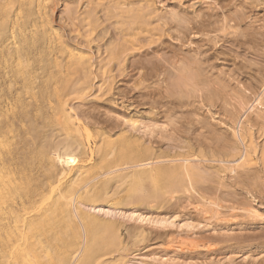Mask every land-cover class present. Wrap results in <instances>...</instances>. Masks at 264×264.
<instances>
[{
    "label": "rangeland",
    "instance_id": "obj_1",
    "mask_svg": "<svg viewBox=\"0 0 264 264\" xmlns=\"http://www.w3.org/2000/svg\"><path fill=\"white\" fill-rule=\"evenodd\" d=\"M30 1L29 0H20V1L19 0H0V64H1L0 65V140H1L0 142H2V144L4 143L2 146H0V153H1L0 154V159H1L0 164L2 166L0 168L2 170H4L6 168L4 170V172H6L8 174V171H9L10 175L13 174L11 176V180H9L10 175H7L8 176L7 180H9L11 182L7 183L8 185L7 184L5 185L8 187V190L6 188H5V190L11 191L15 187L17 189H19V190H17L16 188L13 189L12 191L14 193L11 191V193L8 192V195L6 192H4L5 190H2L6 194V196H5V194H2V192L0 194H1V196L2 195L5 196V198H3V199H4V201H6L7 204L4 203L1 206L4 207L5 205L6 206L7 205H9V206L13 205L14 206V207L12 206L13 208L19 209L18 211L20 213H18V215H20L21 220L23 217L24 221L29 222L31 219L39 218L40 216L44 217L43 218L44 221L42 220V222H44L42 227H44V228L42 229V227L40 226V225H42V223L40 222L41 224L36 226L35 232H34L35 237H36V238L34 237V239L38 238L36 235L38 232H41V231H42L41 233L44 232L42 235L45 234V236L41 237V239H42V241H44V243L42 241H40L41 240L40 239L41 234H39V233H38L39 234L38 235L39 236V240H38L39 242L35 240L36 241V247H37V248L35 247V249L34 248L30 249L28 247V243H26V241H24V240L21 241V245H20V247H21L20 249H22V251H20V254H22L21 257L22 258L27 257V256H29V254H31L32 257L35 258V260L37 259V260L41 261V259H42V261L45 262L44 261L45 258L52 256L54 259L51 260V264L52 263L54 264L53 260H55V257L58 256L57 257L58 260L56 259L58 262L57 264H63V262L66 261V258H65L66 253H64V252H66L70 249L69 253H68L69 256H71V254L73 252L78 251L77 252L78 256H76V263L75 264H82V263L83 264H96L98 262L100 264V261L102 262V264L104 261H105L104 264L105 263L107 264V262L109 264L110 261H114V263L112 262L113 264H116L115 262H117L119 264L120 262H118V260H117L118 258L116 259V257H119L118 255L125 256L123 258H125L126 261L128 263L130 262L131 264H136V263L137 264H145V263L146 264H264V236H263L264 233L262 234V232H264V157L263 158L261 157L262 159H259L260 156H264V154L263 155H261L260 153H259L260 155L258 154V152H260V151L263 152V150H264V148H263L264 147V134H263L264 130L263 131L260 130L262 132L263 136H261V133H260V135L257 133V135L255 134V136L253 134V138L255 139L254 140L252 138L255 141V142L254 141L253 142L256 145L258 144L257 145L258 151L256 152L257 154L255 156H259V157L256 158L253 155L252 158L253 157H254L253 159L256 158L255 161L253 160L254 161L253 162L251 159V161L247 162V164L249 163L248 164L249 168L246 167L247 170L251 169L252 171L255 168H256L255 171L258 169L257 173L260 176L258 175V177H257V175H256L257 173L253 174V177L251 174H249L252 177V180L253 179L255 180L256 177L258 178V180H255L254 182L251 181L250 176L247 177L248 173H244L245 172V170H243L244 168H242V172H243L242 175H245V177H247V178L246 179L243 178V179H245V182L242 179H240V181L242 180L241 183L236 182L235 181L236 179L234 178L235 176L231 177L233 174L232 173L230 174L229 171H228L229 173L227 171H226V173L224 172V174L222 173L221 174L222 179H221L219 174H216V171L214 172L215 173L214 174L211 172L212 170L210 169L208 171H210L212 173V176H214V177L218 176L220 178L218 179V177H217L215 179L213 177V179L211 181H210V179L206 180L207 184H205L203 182L205 180H202L200 182L201 184L200 183L197 184V186L199 185L201 187V188L198 187V189L199 188L201 189V190L199 189V191H200L201 195L203 196V198L200 197L201 195L197 196L199 194H197V195L195 194L193 196V193H192V195H191V193H189L187 195V193L181 189H180L181 191H179V189H178V192H176L177 189L174 188V183H172V181L167 179L166 181L167 182L169 181V183H167V182H165V184L163 183V180L165 181L166 177H164V179L162 178L163 180L160 179L163 184L160 183V180L158 181V178L157 179L155 178L156 181H155V179H150L148 181V183L146 184L152 192H153V190H156L157 187L158 188L160 187L158 190L159 192L157 191L158 194L156 196L155 195L154 196L148 195V194H146L145 196H139V195L133 196L132 192L128 190L129 188L126 189V187L129 185V183L127 185L123 184L122 182H119V185L115 184L118 182H116L117 181L115 178L116 176H114V175H118V174L112 172V170H113L112 166H114V165L116 166L117 164L120 163L121 167H123L122 165L126 164L124 162L123 158L125 157V161L129 160L130 157L132 156V154H131L132 150L126 148L124 150V152L122 153L124 155L123 156L121 155L123 162H120L121 156L119 157L120 154L117 153L118 152V146L117 145H118V142H121L122 140H124V138H123L124 136L123 137L121 136V138H120V135L116 134V132H118V130H116V129L110 130L112 125H113L112 124L113 120H114L113 123H116L118 119L120 120L121 118H123L125 120V119L130 118V116H129L130 110H127V109L124 110L123 105L125 103H123L122 99H119L120 97H119L118 93H116V92H118V88H119V90L124 89L125 87H126L125 88L126 90H127V88L130 89L131 88V82H129V83L127 81L118 82L120 84H124L123 85L124 87L122 85L116 83V82L113 84H106V85H105V83L102 84L103 81L101 80V75L103 73H100V72H103V71L98 70V68H96V65H94V68H93L95 73L93 72L92 74H90V76L92 78H94V82H93V80H91V81L87 80L85 78L84 73H82V72L78 73V74H73L71 71L72 69L70 67L71 56H69V55H71V54L69 53L70 51H68V50H72L74 52L73 56H75V57H73L74 58L73 60H77L78 62H81V63H87L93 59L92 61L93 62L95 61L94 64H97L98 63L97 61L99 59L102 60L103 57L105 58L109 55L110 51L108 50L107 47H110V48L113 47L112 49H114V47L116 46L115 44H118L117 42L119 40L117 39L118 36H117L116 32L114 31L115 30V28L113 26L114 23L111 24V23H109V21H106L105 15H104L105 13L102 11L100 12V10H99L98 17L100 18V20L98 23H101V24L93 26V28L95 29V30L93 29V31L90 29L92 27L89 28L90 31H87L88 29H85V28H87L88 26H86V27L83 26L84 22H86L87 20L90 19L89 16H87V14L86 15L84 14V12H86L88 10L90 11V8H92V5H97V2L98 1L100 2V0H30ZM90 1H92L93 4L92 3L90 4ZM101 1H103V0H101ZM104 1H107V0H104ZM159 1L162 2L163 4L166 3L164 5H166V6L169 5L168 7H170V6L172 7L169 0H167L168 2H164L165 0H159ZM196 1H193L192 3L196 2ZM214 1L215 0H213V2ZM82 2H84V3H82ZM5 3L9 4V5L6 6ZM36 3H38V4H36ZM104 4H106V3L104 2ZM69 5L72 6V8H70ZM74 6L77 9H73ZM168 7H166V8H168ZM93 8H94V6H93ZM71 9L73 11L72 13L70 12ZM6 10H8V11H6ZM75 10L78 12V14H77V12L75 13ZM81 10H82V12H80ZM258 11H257V13L259 15L256 13L254 15V17L255 16L261 17L260 22L263 24L264 23V15H263L264 14V8H261V9L258 8ZM6 12H7V14H6ZM90 12L92 13V10ZM68 13H70L72 16L77 15V17L74 16V19L76 18L77 21L76 20L74 21L72 17H70V19H69L70 15H68ZM80 15L83 16V18H81V21H80V17H81ZM102 15H103V17H102ZM71 18H72V21L74 24L70 23ZM84 18L85 19L87 18L86 21L84 20ZM82 19H83V22H82ZM113 21H116V20L113 19ZM15 22L17 24H15ZM76 25L80 26V30L82 29L81 31L78 29L80 32L76 30L77 28H79L78 26L76 27ZM85 25H86V23H85ZM87 25H89V24L87 23ZM114 25H116V24H114ZM82 26L84 27V29ZM104 27L105 28L107 27L109 32L104 30ZM72 29H75L79 35H77L75 33L76 31H74ZM72 31H74V32H72ZM91 31L93 34L91 33ZM12 32H14V34L17 36L16 40L20 43L21 49L17 46V45H19L17 42H16L17 44L15 43L16 47L12 46L15 44L8 43L9 39H10L9 36L13 34ZM83 32H85V33H83ZM87 33L92 34L90 38H89ZM33 34L34 35L36 34V35L33 36ZM80 34L82 37H79ZM83 34L86 37H83ZM22 35H23V37H22ZM263 35H264V33H263ZM259 36L264 39V37L261 36L260 34H259ZM83 39H84V41H83ZM90 39L91 40L93 39L97 43L92 42L93 40L90 41ZM75 40L76 41L79 40L82 43H80L79 41L75 42ZM111 42H113L114 46L111 44ZM65 43H68V45ZM62 44H63L64 48L62 47ZM94 44H97V45H94ZM33 45H35V46H33ZM67 46H68V48H66ZM69 47H70V49H69ZM17 48H18V50H17ZM60 48H62L63 50L62 49L60 50ZM65 48L67 50H64ZM15 50H16L17 54H16ZM66 51H68V52H66ZM102 54H103V56H102ZM7 55H8V57H7ZM65 55H66V58H65ZM83 55H85V56L83 57ZM242 55H244V54H242ZM8 59H10V60H8ZM8 61H10V62H8ZM20 61H23V62H20ZM19 62L21 63V65L22 64L23 65L21 66L19 64ZM29 62L31 65H29ZM27 63H28V66H27ZM244 63H247L246 60ZM19 65L21 68L19 67ZM227 65L229 66V62L227 64H224V65L221 64V66H218L220 69L217 68L216 71L219 70L217 72H220L225 67H228ZM111 66L110 67L113 68L114 70L116 69L115 71L110 69V71L111 70L113 71V72L111 71L112 75H117L118 74V67H117L118 62L113 61L111 63ZM97 67H98V65H97ZM221 67H222V69H221ZM17 68H18V70H17ZM22 68H23V70H21ZM229 68H230V66H229ZM97 70H98V72H97ZM225 70H226V68H225ZM106 71H109V69ZM229 72H230V70H229ZM69 74L71 77L69 76ZM94 74H96V75H94ZM95 76H97L96 78L99 81L96 80ZM40 77H42V78L40 79ZM80 78H81V80H80ZM76 81H78V82H76ZM84 81H85V83H84ZM243 81H245V80H243ZM247 81L248 80H246L245 82H242V83L247 84L248 83ZM98 82H100L101 84ZM234 82L237 83L236 80L233 81V84H235ZM91 84H93V87ZM26 85H28L29 87ZM96 85H98V86H96ZM107 85H109L108 87L113 85V87H110L111 88L110 91H109V88L106 87ZM100 86H101V88H100ZM27 88H28V90H27ZM54 88H55L56 92L54 91ZM101 89H103V90L106 89L105 91H107V93H109V94H107V93H105L106 95L103 94V90L101 91ZM116 89H117V91H116ZM30 91H32V92H30ZM111 91H113V92H111ZM32 93H34V94H32ZM101 93L103 94V97H102ZM198 94L199 93H197V95ZM32 95L35 96V98ZM99 96H100V98H99ZM191 96H192V98L190 97V99H189L190 102L187 101L188 105L185 104L187 102H184V104L188 106V107L186 106V108L188 110L190 107H194L193 105L197 104L196 102L198 101L197 100L198 98L200 99V97L197 98V96H195L194 97L195 99H194L193 98L194 94ZM226 96H228V94L227 95L224 94V96H223L224 98L222 97L223 99L221 97L220 98L225 102L229 101L231 103V105H230L231 110H230V107H229V110H227V108H226L227 105H229L230 103L227 104L225 102H222L221 100H219V97H216L218 99V101L215 99L217 101V103L215 105V102H213L214 107H218V105H220L222 103L223 106L220 107V108H222L221 110H220V108L215 110V108L212 107V105H211V107L206 105L208 107V109H209V107L211 109V110H208L206 108V106L204 105L205 103L203 104L199 100V102L202 103L205 107H203V105H199L200 104L199 102L197 104L199 107H196L197 105L195 107H196V109H199V110L202 109L203 111L200 110V112H198L199 111L198 110L196 112L195 108H193V110L191 108L189 110V113L187 112L188 115L190 114L189 116H191L190 117L191 120H192V118H195L194 120H192V122L193 121L196 122V120L200 122L201 121L200 119H202L203 122H206V124H204V125H206V126H204L205 128H203V125H201L203 122L201 124L199 122H196V124H195V122H194L193 125L196 126L197 123H199L200 125L198 124L197 125L198 127L197 126L195 127V131L193 133L191 132L192 135L190 132L187 133L184 129H182L183 127L181 128V130H184L185 132L184 131L181 132V130L178 129L177 127H176L177 128L176 129L173 126V124H172L173 127H171L170 122H167L166 119L164 118L165 113H164V117L161 116L162 118L159 117L160 120L158 119L156 121H158V122L160 121L159 123L162 122L161 127H163L162 124H165L167 122L168 124H170V125H168L166 123L167 126L171 127L173 130L175 128V130H174L175 134H174V136H171V138L172 137L175 138V136H177L179 138V136L182 137V136H184L185 133H187V135L190 134V136L188 135V136H186V138L182 137L183 140L189 139V138L195 139V137L200 136L198 134V133H200V130L203 131L204 135L207 134V136H209L207 138H209V139L216 137V135L221 136V134H218V132H217V134H214L213 135L214 137H213L212 134H210L211 132L208 131V129L209 130H211L212 128L224 129V131H223L224 133L226 131H227L226 133L230 132V131H228V128H226L227 129L226 130L225 127H228L227 124H231L232 120L231 121H229V120H230V118L233 117L232 109H234L233 106H235V105H232V102L230 100L231 99L235 100V99L233 97H231L232 95L230 96V94L228 97H226ZM225 97L227 98V101L225 100ZM195 100H197V101H195ZM18 101H20V102H18ZM193 101H195L194 102L195 104H189ZM126 103L128 104V102H126ZM233 103L238 106L237 102L235 103V101H234ZM61 104L63 106H65L66 109H68L69 111H70V109L73 110L72 113L73 114L75 113V120L78 121V123H76V124L79 126H77L76 124L75 125L77 126V128L79 127L80 129L79 128L75 129L76 127L73 124L66 125V124H64L65 122L63 123L62 120L59 119L61 117H59L60 113H58V110H59V107L61 106ZM225 104H226V106H225ZM185 105H183V108H185ZM224 106H225V111H227V112H229V114H231V115H227L228 113H226V115L228 117L229 116H232V117L228 118L224 114V112H225V111H223ZM146 107H149V105ZM165 108L166 107H164V109ZM183 108L177 109L178 112L176 114L180 115L179 117H181V111H184V110L188 111V110H186V108L185 109H183ZM203 108H205V109H203ZM237 108H235L234 110L236 111ZM145 109L149 110V108H142L141 113H145L146 111H148ZM160 110H159V112H160ZM179 110H181V111L179 112ZM191 110L193 113L195 112L196 115H198V116H195V115L193 116ZM237 110H240V109H237ZM74 111H76V112H74ZM207 111L212 112V113L209 112V114H211V116L212 115L214 116L216 114H218V116H220V114H222L221 112L223 111L222 116H220L223 119L219 118L218 116H215L217 118V120L212 119L213 116L212 117L209 116V117H211V119H209L208 116L206 117V115H208ZM213 111L214 112L218 111L219 113L215 114ZM240 111L241 112L238 111L236 114L242 113V110H240ZM247 111H243L241 116L239 115V119L241 118L243 120L246 116H247L246 119H250L251 117H253V115L251 116V114H253V113H251V109L249 112H247ZM148 112H151V108ZM230 112H232V113H230ZM203 113L205 114V116ZM77 114H81V115L79 116ZM117 114H119L118 119L116 118ZM182 114L185 115L186 112L185 113L182 112ZM187 114H186L187 118L186 117L184 119L181 118V120H183V121L185 120L184 123H186V119L189 118V116H187ZM243 114H244V116H242ZM245 114H247V115L245 116ZM223 115H224V117H223ZM101 116H102V118H101ZM175 116H173V117H175ZM237 116L238 115L234 116L235 117L234 119H236V118L238 119ZM202 117H204L210 121H208V120L204 121L203 120L204 118H202ZM215 117H213V118H215ZM226 117H227V119H226ZM111 118H113V120ZM190 118L188 120H190ZM253 118H255V117H253ZM108 119H110L111 121ZM220 119L221 120H227L228 123H227V121L226 122L223 121L224 123H222ZM101 120H102V122H100ZM107 120L111 122V125H110V122H108ZM218 120L222 124L217 122ZM81 121H82V123H81ZM97 121L100 122V124ZM158 122H157V124H158ZM211 122H213V123L211 124ZM105 123L109 124V126L107 125L106 127H104L106 125ZM216 123L221 124L222 128H219L220 126ZM86 124H88V125H86ZM92 124H94V125H92ZM157 124H155V125H157ZM178 124H180V123H178ZM207 124H209L210 126L209 125L207 126ZM223 124H225V125H223ZM83 125H85L87 127V129H88L87 132L84 130V128H82ZM184 126H185V124H184ZM169 127H166V130L164 129L165 131L168 132V133L165 132V134L169 135V134H172V132L174 133V131H172V129H169ZM81 128L83 131L81 130ZM107 128L109 131L107 130ZM167 128L169 131L171 130L172 132L169 133ZM205 129H206V132H205ZM103 130L107 131V133L110 132V135H112L111 138H113L112 140H114V141L117 140L116 144H114L115 147H112V146H114L113 144L112 145L110 144L111 145L110 146L107 144V142H104V140L102 139V136H101V131H103ZM111 131H113V132H111ZM176 131H178L179 133H182V135L176 134ZM194 133L195 134L197 133L196 134L197 136L193 135ZM224 133L222 134V137H218L220 140L223 138V140L225 141L224 137H225L226 133L225 134ZM159 134H161V131ZM168 135L167 136L164 135V136L168 137ZM69 137L72 140H73V138L75 140H77L78 143L81 144V145L79 144L80 147L78 145H77L78 147L69 146V143H67L68 140L70 141V139H67ZM106 137H108V136H106ZM169 137H168V139L167 138L163 139V141H165L163 143V145L167 144V146L165 145L166 146L165 149H167V147H170L168 150L171 149V151H176V154H177L179 148L181 150V145L184 146V142L183 141L178 142L179 140H182V138L178 139L177 141L174 139L175 140L174 141L173 138L169 139ZM201 137L202 136H200V139L202 141L206 140V138H205L206 136H204L203 138H201ZM1 138H3V139H1ZM103 138H104V136H103ZM118 138H120V140ZM193 139L191 141H193ZM209 139H208V141H209ZM166 140L167 141L172 140V142L174 141L175 142L174 144H176L177 147H175L176 145H172L173 147L169 146V145H171L172 142L169 143V142H166ZM213 140L216 143H218V144L215 143L216 147H217V145H220L223 142V140H221V141L219 140L220 142L218 141L217 138L210 140V142H209L210 150H212V151L214 150V152L216 153L217 152L216 147H212V146H214V144H212V143H214ZM81 141H83V142H81ZM249 141H251V139ZM102 142H104L108 146L107 145L102 146L101 145ZM204 142H206V141H204ZM259 142L261 145L259 144ZM64 143H67V144H64ZM168 143H169V145H168ZM206 143H208V142H206ZM206 143H204V144L202 143L203 145L202 144L201 145L203 147L202 146L200 147V145H199V147L204 148V147L208 146V144H206ZM62 144H63V147H65L64 145H66V146L68 145L69 147H71L73 149L72 150H71V148H69L68 150H67V148L63 149ZM205 144H206V146H205ZM211 144H212V146H211ZM222 144L220 147L221 150L220 149L219 150L221 152L223 147H225V149H223V150H225V154H226L228 147L225 143L223 144V146H222ZM0 145H1V143H0ZM104 146H106V148H107L106 151L104 149V151L106 152V157L108 158L110 156L109 158H111L113 160L112 161L109 159V161L111 162L110 165L108 164L109 162H108L107 158L104 157L105 155L100 157V152L103 153L102 150H103ZM261 146H262V148H261ZM88 147H90V150ZM99 147H101L102 150L101 149L98 150ZM115 148H117V149L115 150ZM173 148L174 149L178 148V150L177 149L173 150ZM198 148H197V145L195 144L194 149L192 150V151L195 150L193 153L198 152L197 151V150H199ZM206 148H204L202 150V152H204V151L208 152L209 151V153L211 155L213 152H211L210 150H207L209 148V146L207 149ZM57 149H58V152H56ZM187 149L188 148H185V151ZM180 150H179V153H182L181 151H184V148H182L181 151ZM63 151L66 154L69 153L68 155H71L74 158H76V160L73 162H70L69 165L68 164L65 165L66 168H68V169L69 168H76L78 165L82 164L83 160L89 159V162H87V164L90 166L87 165V167L90 168L91 170L88 171L86 169L87 173L91 171L93 174L95 172H99V174H100V172H102V174H100V175L99 174L96 175V173L94 175L91 173L90 174L88 173L87 176L90 175V178L92 180H94V181L96 180L95 181L96 183L95 182L93 183L95 185H93L92 182L89 184L88 182H89V180L91 181V179H89L86 176L87 177L86 179L87 180L89 179V180L87 182L85 180L86 183L84 182L85 184L83 183L82 187H85L88 183V185L92 184L90 186V188L86 189V190H85V188H82L83 191L80 188L79 189V191H81L80 193H79V191H77L75 194L70 196L72 199H70V197L67 196L66 201H65V198L62 200V199L57 198L54 195V193L51 194V190H50L51 189L50 188L51 183L53 185L54 182L56 183L58 180L60 181V172L59 171H61V168H63L62 164L58 163L55 159H54L55 160L54 161L53 158L56 156L55 154H61L62 153L61 155H66L63 153ZM98 151H100V152H98ZM111 151H114V153ZM188 151H190V150L188 149ZM90 152L91 153L93 152V153L90 154ZM220 152H218V153H220ZM222 152L223 153H221V154L224 155V151H222ZM166 153H168V152H166ZM169 153L170 154H167L168 159H169L170 155H172V156H173V154L175 155V152L174 153L169 152ZM116 155H118V156H116ZM196 155L199 156L200 152H199V154L196 153ZM96 156L98 158L100 157V159H98ZM101 159L105 160V163H104V161L100 162ZM106 161H107V163H106ZM260 161H261V164H260ZM53 162L56 163V166H55V163L53 164ZM166 162H164V163L162 162L163 164H161V163H159V164L161 166L165 165V164H169L168 161H166ZM250 162H253L252 166H251L252 168H250ZM10 163H11V165H10ZM256 163L258 166L256 165ZM159 164H158V166H159ZM118 166H120V165H118ZM109 167H111V168H109ZM56 168H57V170H55ZM115 168H117V167H115ZM120 168L114 169V170H116V171L118 170V173L120 172L121 174H123L124 171L123 172L119 171ZM207 168H209V167L203 168V171H204V169H207ZM259 168H260V170H259ZM212 169L216 170L215 168H212ZM106 170H107L108 175L110 173L114 174V175L113 174L112 175H113V178L115 180L112 178V175L110 174L111 175L110 179L113 180V181H111L109 179L111 182L110 183L111 185L108 183L109 181L107 180L106 182H104L106 184H103V188H102L100 185H102L101 183H103V181H105V180L100 181V178L103 177L101 179H108V177H109V176H107V174H105ZM108 170H110L111 172ZM251 170H248L249 173ZM104 171H105V173H104L105 175L103 174ZM125 171H127V170H125ZM258 171H260V173ZM95 175L97 176L96 178H95ZM101 175H103V176H101ZM209 175H210V173H209ZM223 175H225V178L227 176V178H229L230 180L229 179L225 180L223 178ZM98 176H100L99 179H98ZM105 176L107 178H104ZM117 177H119V176H117ZM128 180H129V178H127L126 181H123V182L127 183V182L131 181V179L129 181ZM152 180L155 181L160 186H158V185L155 186L156 183L155 182L153 183ZM218 180H220L222 182L225 181L226 183L228 182L229 184L223 183V185H222V183ZM237 180L239 181V178ZM246 180L251 181V183H248ZM68 181L69 180H67L65 178L61 179V183H63V185L65 183L67 184ZM97 181H100V185H99V182H97ZM234 182H236L237 184ZM246 182H247V185L245 184ZM17 183H20V184H17ZM107 183L109 184V186L111 188H109ZM113 183H114V185H113ZM231 183H232V185H231ZM242 183H244V184H242ZM12 184H13V188L11 187ZM66 184H65V186H66ZM166 184H168V185L173 184V185H171L172 188H170V185H169L168 186L169 188L166 187V189L168 188L167 190L161 189ZM224 184H226L227 187H224L225 186ZM234 184H235V186H238L237 188H239L237 190L235 187V190L238 193L234 190V187H233ZM96 185L97 186L99 185L98 186L99 188ZM117 185H118V187H117ZM124 185L126 187H124ZM219 185H220V187H219ZM61 186H62V184H61ZM92 186L94 188H96L94 191H93L94 188ZM119 186H121L122 188L121 187L119 188ZM204 186H205L206 190L212 186L214 187V188L212 187L213 189L217 188L215 190L216 195L214 193L215 191L212 188L211 189L213 192L212 191L210 192L211 189L209 188L210 189L209 193L207 192L206 194H204L206 192V190H204V191L202 190V189H204L203 188ZM230 186H232V187L229 188ZM91 187H92V191L90 190ZM129 187H130V185H129ZM244 187L245 188L247 187L246 190L247 189H249L250 191L253 190L252 191L253 194L251 193L252 195H250V197H249V195H244L245 193H242V191L243 192L246 191V190L241 189V188L244 189ZM63 188H65V187H63ZM86 188H88V186ZM97 188L98 189L102 188L104 190L98 191ZM106 188H109V189H106ZM173 188H174V190H173ZM228 188H229V191H228ZM160 189L162 191L166 190L165 193L161 192ZM218 189H220V190L218 191ZM230 189H232V192H230L231 191ZM84 190L85 191L89 190V191L84 192ZM105 190H107L108 192H106ZM168 190H169V192H167ZM239 190H240V192H239ZM104 191H105V193H103ZM127 191H129V192H127ZM130 192H131V194L129 195ZM202 192H204V193H202ZM212 193H214V194H212ZM230 193H233L234 196ZM68 195H70V194H68ZM79 195H80V197H79ZM206 196H209V197H206ZM204 197H206V198H204ZM20 198H22V199H20ZM208 198L210 200L218 202V204L213 205V206H212V204L210 205L208 203L210 200H207ZM0 200H2V199H0ZM71 200H72V204H73L72 205L73 209H74L75 205H77L75 207L76 209L80 210V208L82 207V209L84 211L81 209V212L77 211L79 214L75 213L74 218H72V216H70V215L69 216L67 215L68 218H66V214H69V213H64V212H67L65 210L66 209L65 207H64V211L61 208L63 206H65L66 204L68 205V203H70ZM74 201H75V203H74ZM21 202H23V204L26 203L25 207L28 208V209L25 208L26 211H24L22 208L20 209V207L22 205ZM41 202L43 203V205ZM8 203H10V204H8ZM14 203L16 205H14ZM78 203H80V204H78ZM238 203H240V204H238ZM78 205L81 207H79ZM234 206H236V207H234ZM238 206L241 208L243 206H244L243 208H247L246 206H248V207L252 206V209L255 206L256 209L259 211V214L257 213L256 216H254L253 213L251 214V212H249L251 214L250 215L248 213V211L245 212L246 210H243V208L241 209ZM93 207L99 208V209H97L98 211L96 210L97 211L96 212ZM255 207H254V209H255ZM86 209H88V210H86ZM74 212H75V210H74ZM87 212L88 213L90 212L91 215L96 216V217L92 218L93 216L89 215L90 213L88 214ZM61 213H62V216H61ZM80 213H82V214L85 213V214H83V216H82V214H80ZM94 213L96 215H94ZM260 213H262V215ZM63 214H65V215H63ZM76 215H79V216H76ZM86 215L88 217L91 216V218L89 217V219H91V220L88 221V217L86 218ZM257 215H260V216H257ZM24 217H26L27 219H25ZM51 217H52V220H51ZM69 217H71V218L69 219ZM84 217H85V219H87V221L85 219H83ZM29 218H31V219H29ZM57 218L59 219V221ZM94 219H97V221ZM163 219H164V221H163ZM46 220H48V222H46L47 224H45ZM92 220H93V222H91ZM108 220H111V221L109 222ZM60 221L62 223L59 224V226H60V228H59L57 222H60ZM82 222H84V223H82ZM104 222H106V223H104ZM107 222H109V223L107 224ZM111 222H113V223H111ZM7 223H8V225H6ZM7 223H5V228H7V226H13L12 225L13 222H11V220ZM51 224H53V225H51ZM55 224H56V226H55ZM37 227H39V228H37ZM8 229L9 228H7V230ZM115 229L116 230L118 229L119 235L122 234L121 237H119L120 240H122L121 242H119V239L116 238L117 236L112 238L113 233L117 232V231H115ZM55 230H56V232L54 233ZM5 231L6 230L3 229V231L1 230V232H0V235L1 236L3 235L2 237L0 236V240H1V238H2V241L4 239L6 240V241L4 240L3 242L0 241V248L3 249V252H1L0 255H1V257L2 256L6 257L4 255L7 252H9L10 249H11V251H10V253L6 254L8 256L10 255L9 256L10 258H8V261L6 259L7 262L5 261V258H3V259L1 258L2 264H6V263L11 264V263H14V260H15V263L21 264L22 261L20 262V261H18V259H15V256H14L15 254H13L14 252L12 251L13 247H11L13 243H10L11 245L8 244L9 241H7V239H6L7 233ZM59 231H62L63 233H60ZM66 232L68 235L65 234ZM84 232L88 233V237L85 238V236H87L86 235L87 233H84ZM253 232H254V235H253ZM78 234L79 235L82 234L81 235V242L82 243L77 244V246L76 245L73 246V244H74L73 239H77ZM114 234H118V233H114ZM64 235L67 236L65 239H63ZM53 236H54V238H51ZM48 238H49V242H47ZM58 238L59 239L62 238L63 240L62 241L60 240L58 242V240H59ZM115 238H116V243H115ZM240 238H243V239H240ZM85 240H87V242ZM50 241H52L53 244ZM54 241H56V243H58V248H60V249L57 248V245ZM5 242H7V243H5ZM47 243L48 244L51 243L49 248L47 247L48 246ZM54 243H55V245H54ZM118 243H120L121 245L119 244L120 245L119 246ZM40 244L43 246L46 245V247H45L46 249H43V246H41ZM85 244H86L87 248H86ZM53 247H54V249H53ZM47 248L49 250L53 249V252L49 251ZM46 250L49 251V254H51L50 252H52L53 254L50 256L47 253V255H46V252H48ZM84 251L86 254L92 255V260H93L92 263L87 262L88 260L86 259ZM44 252H45V254H44ZM59 256L61 258H59ZM11 257H13V258H11ZM112 258H113V260H112ZM77 259H78V261H77ZM94 259L97 260V261L95 260L96 263H94L95 262ZM40 261H39V263L43 264V262L41 261L42 262L41 263ZM60 261L61 262L63 261V262L60 263ZM119 261H120V259H119Z\"/></svg>",
    "mask_w": 264,
    "mask_h": 264
},
{
    "label": "bare ground",
    "instance_id": "obj_2",
    "mask_svg": "<svg viewBox=\"0 0 264 264\" xmlns=\"http://www.w3.org/2000/svg\"><path fill=\"white\" fill-rule=\"evenodd\" d=\"M20 1V0H19ZM30 1V0H29ZM104 1V0H103ZM100 0V2L98 1L97 2V5H92V8H90V11L92 10V13L88 10L86 12H84V14L87 16H89V20L86 21V19L88 18H84V20L86 22H84L83 26L86 27L88 26L87 28L85 29H88L87 31H90L89 28H90L92 31H93V26L95 25H100L101 23H98L100 18L98 17V14H99V10L100 12H104L105 14V20L106 21H109V23L111 24H116L114 26L115 28V32L117 34V40L118 44H115L116 46L114 47V49H112L113 47H107L108 50L110 51L109 52V55L107 57H103V59H99L96 63L97 64H94L95 61L93 62L92 60L87 62V63H81V62H78L77 60H73L75 56H73V51L72 50H68L70 51L69 53L71 55V63H70V67H71V71L73 74H78V73H84L85 75V78L89 81L93 80L94 82V78H92L90 76V74H92L94 72V65H96V68H98V70H101L103 72H100V73H103L101 75V80L103 81L102 84L105 83L106 84H113V83H118V82H125L127 81L128 83L131 82V88L127 90L124 88V89H120L118 88V95H119V99H122L123 100V103H125L123 105L124 107V110L127 109V110H130L129 112V116L130 118L128 119H123L121 118L120 120L118 119V115L117 114L116 119L117 122L116 123H113V118H111L113 121H112V127L110 130H118V132H116V134L120 135V138L121 136L124 138V140H122L121 142H118V152L119 153V157L124 154H122L124 152V150L127 148V149H130L132 150L131 154L132 156L130 157L129 160L125 161V157L123 158L124 159V163L125 165H122L123 167H121V164H117L115 167L112 166V169H119L120 167V170L121 172L124 171L123 174H121L120 172L118 173V170H112V172L118 174V175H113L116 176V182L118 183H115V184H118L119 185V182H122L123 184L127 185L129 183V185L126 187L124 185V187H126V189H128L129 191L132 192L133 196L134 195H139V196H145L146 194L148 195H157V191L159 190V188L157 187L156 190H153V192L149 189V187L146 185L148 183V181L150 179H157L158 178V181L161 179L163 180L164 177L165 178V181L163 180V183L165 184V182H167L166 180H170L172 181V183H174V188L177 189L176 192H178V189L179 191L181 190H184L187 195L189 193H193V196L196 194H199L197 196H200L201 193L199 191V189L201 188L199 185L197 186V184H199L202 180H205L203 181L205 184H207L206 180H209L210 181L213 179L214 176H212V173H214L216 171V174H219V176L221 177L222 173L224 174V172L226 173V171L230 172V174L232 173L233 175L231 177H234L236 180V182H240L243 180L245 182V179L247 177H249L251 174L252 177H253V174L257 173V170L255 171V169L252 171L251 169H248V170H251L250 173L249 171L246 169V167L249 168L247 162L248 161H252L256 158H258L259 156H255L257 153V145L254 144V138H253V134L255 136V134L257 135V133L260 135L261 133V136H263L262 132L264 130V39L261 38L259 36V34L261 36L264 37L263 33H264V23L262 24L260 22L261 20V17H257L254 15L257 13L258 11V8H264V0H215L213 2V0H169L172 7H168L164 4L166 3H162L160 2L159 0H107V1H104L106 4H104V2ZM193 1H196L194 3H192ZM31 2V1H30ZM43 2V1H42ZM41 2V3H42ZM81 2V1H80ZM164 2H168L167 0H165ZM199 2V3H198ZM29 3V2H28ZM45 3V2H44ZM84 3V2H82ZM93 4L92 1H90V4ZM6 4V3H5ZM38 4V3H36ZM95 4V3H94ZM168 4V3H167ZM9 5V4H6V6ZM76 5V4H75ZM80 5V4H79ZM78 5V6H79ZM86 5V4H85ZM22 6V5H21ZM70 6V5H69ZM89 6V5H88ZM94 6V8H93ZM40 7V6H39ZM168 7V8H166ZM239 9H238V8ZM4 8V7H3ZM38 8V7H37ZM70 8H72V6H70ZM87 8V7H86ZM101 8V9H100ZM7 9V8H6ZM9 9V8H8ZM40 9V8H39ZM54 9V8H53ZM73 9H77L75 6ZM5 10V9H4ZM20 10V9H19ZM18 10V11H19ZM79 10V9H78ZM84 10V9H83ZM257 10V11H256ZM8 11V10H6ZM263 11V10H262ZM71 13L73 12L72 9L70 11ZM77 11L75 10V13ZM82 12V10L80 11ZM89 14H88V13ZM259 12V11H258ZM44 13V12H43ZM7 14V12H6ZM21 14V13H20ZM78 14V12H77ZM258 14V13H257ZM69 16V19L70 17L73 18V20L77 21V19L75 18L74 19V16L77 17V15H71L70 13H68ZM83 15V14H82ZM80 15V21H81V18H83V16ZM259 15V14H258ZM264 15V14H263ZM262 15V16H263ZM85 17V16H84ZM103 17V15H102ZM72 18H71V21L70 23H73L72 21ZM3 19V18H2ZM113 19H115L116 21H113ZM68 20V19H67ZM82 22H83V19H82ZM94 22V23H93ZM86 23V25H85ZM87 23L90 25H87ZM94 25H93V24ZM15 24H17L15 22ZM74 24V23H73ZM118 24V25H117ZM120 24V25H119ZM14 26V25H13ZM72 26V25H71ZM78 25H76L77 27ZM82 26V27H83ZM73 27V26H72ZM79 28H77L76 30L79 31L80 30V26H78ZM83 27V29H84ZM13 28V27H12ZM34 28V27H33ZM75 28V27H74ZM96 28V27H95ZM14 29V28H13ZM12 29V30H13ZM36 29V28H35ZM79 29V30H78ZM27 30V29H26ZM37 30V29H36ZM56 30V29H55ZM74 31H76L75 29H72ZM82 30V29H81ZM80 30V31H81ZM95 30V29H94ZM104 30L108 31V28L104 27ZM32 31V30H31ZM72 31V32H74ZM75 32L77 35L78 32ZM79 31V32H80ZM91 31V33H92ZM86 32V31H85ZM83 32V33H85ZM247 32V33H246ZM13 34L9 36V42L8 43H12V44H15L16 42L19 44L17 45L20 49V43L16 40L17 39V36L14 34V32H12ZM33 33V32H32ZM90 33V32H89ZM88 34L89 38L91 37V35L93 34ZM246 33V34H245ZM75 34V35H76ZM31 35V34H30ZM36 35V34H35ZM33 34V36H35ZM108 35V34H107ZM115 35V34H114ZM87 36V37H88ZM111 36V35H110ZM250 38H249V37ZM23 37V35H22ZM79 37H82L81 34ZM78 37V38H79ZM83 37H86L84 36L83 34ZM94 37V36H93ZM109 37V36H108ZM261 39H260V38ZM34 38V37H33ZM77 38V37H76ZM52 39V38H51ZM21 40V39H20ZM33 40V39H32ZM37 40V39H36ZM87 40V39H86ZM93 40V39H92ZM90 39V41H92ZM96 40V39H95ZM107 40V39H106ZM105 40V41H106ZM59 41V40H58ZM57 41V42H58ZM79 41V40H78ZM75 40V42H78ZM84 41V39H83ZM74 42V41H73ZM80 42V41H79ZM94 43H97L95 42L94 40L92 41ZM114 42V41H113ZM113 42H111V44L114 46ZM16 43V44H17ZM82 43V42H80ZM88 43V42H87ZM16 44L15 45H12V46H15L16 47ZM22 44V43H21ZM52 44V43H51ZM58 44V43H57ZM60 44V43H59ZM68 45V43H65ZM84 44V43H83ZM82 44V45H83ZM93 44V43H92ZM49 45V44H48ZM71 45V44H70ZM69 45V46H70ZM73 45V44H72ZM94 45H97V44H94ZM35 46V45H33ZM54 46V45H53ZM61 46V45H60ZM65 46V45H64ZM81 46V45H80ZM92 46V45H91ZM90 46V47H91ZM62 47H63V44H62ZM96 47V46H95ZM104 47V46H103ZM23 48V47H22ZM28 48V47H27ZM64 48V47H63ZM68 48V46L66 47ZM64 49V50H67V49ZM77 48V47H76ZM86 48V47H85ZM110 48V49H109ZM58 49V48H57ZM62 48H60L61 50ZM70 49V47H69ZM18 50V48H17ZM23 50V49H22ZM63 50V49H62ZM89 50V49H88ZM103 50V49H102ZM101 50V51H102ZM21 51V50H20ZM66 51V52H68ZM83 51V50H82ZM16 52V50H15ZM98 52V51H97ZM43 53V52H42ZM79 53V52H78ZM82 53V52H81ZM92 53V52H91ZM17 54V52H16ZM19 54V53H18ZM27 54V53H26ZM244 54V55H242ZM2 55V54H1ZM37 55V54H36ZM76 55V54H75ZM78 55V54H77ZM86 55V54H85ZM83 55V57L85 56ZM95 55V54H94ZM98 55V54H97ZM130 55V56H129ZM14 56V55H13ZM68 56V55H67ZM82 56V55H81ZM103 56V54H102ZM243 56V57H242ZM8 57V55H7ZM82 57V58H83ZM88 57V56H87ZM98 57V56H97ZM101 57V56H100ZM16 58V57H15ZM28 58V57H27ZM35 58V57H34ZM65 58H66V55H65ZM68 58V57H67ZM22 59V58H21ZM24 59V58H23ZM69 59V60H70ZM80 59V58H79ZM256 59V60H255ZM7 60V59H6ZM10 60V59H8ZM34 60V59H33ZM73 60V61H72ZM243 60V61H242ZM246 60L247 63H244ZM18 61V60H17ZM29 61V60H28ZM32 61V60H31ZM56 61V60H55ZM113 61H116L118 62V74L117 75H112L111 71L114 70L113 68H111V63ZM10 62V61H8ZM14 62V61H13ZM20 62H23V61H20ZM19 62V64L21 65V63ZM25 62V61H24ZM58 62V61H57ZM229 62V66L228 67H225L224 69H222L221 67V71L220 72H217L219 70L216 71V69H220L218 66H221V64H227ZM18 63V62H17ZM26 63V62H25ZM1 65V64H0ZM6 65V64H5ZM19 65V67H20ZM23 65V64H22ZM21 65V66H22ZM29 65L30 62H29ZM56 65V64H55ZM98 65V67H97ZM8 66V65H7ZM27 66H28V63H27ZM67 66V65H66ZM111 66V67H110ZM17 67V66H16ZM56 67V66H55ZM58 67V66H57ZM109 67V68H108ZM21 68V67H20ZM24 68V67H23ZM23 68L21 70H23ZM67 68V67H66ZM230 72H229V70ZM109 71H106L108 70ZM110 69H112L110 71ZM7 70V69H6ZM18 70V68H17ZM16 70V71H17ZM66 70V69H65ZM97 70V72H98ZM116 70V69H115ZM114 70V71H115ZM228 70V71H227ZM67 71V70H66ZM127 71V72H126ZM18 72V71H17ZM20 72V71H19ZM22 72V71H21ZM113 72V71H112ZM95 73V72H94ZM20 74V73H19ZM23 74V73H22ZM29 74V73H28ZM57 74V73H56ZM66 74V73H65ZM17 75V74H16ZM50 75V74H49ZM96 75V74H94ZM15 76V75H14ZM29 76V75H28ZM70 76V74H69ZM37 77V76H36ZM55 77V76H54ZM66 77V76H65ZM71 77V76H70ZM97 76H95L96 78ZM42 77H40L41 79ZM79 79V78H78ZM81 80V78H80ZM85 80V79H84ZM86 80V81H87ZM97 80V78H96ZM95 80V81H96ZM236 80V82H234L235 84H233V81ZM243 80H248L247 84L245 83H242V82H245ZM99 81V80H97ZM25 82V81H24ZM27 82V81H26ZM36 82V81H35ZM78 82V81H76ZM85 83V81H84ZM100 83V82H98ZM127 83V84H128ZM82 84V83H81ZM87 84V83H86ZM101 84V83H100ZM99 84V85H100ZM120 84V83H118ZM117 84V85H118ZM92 87H93V84H91ZM104 85V86H105ZM120 85H124V84H120ZM237 85V86H236ZM28 86V85H26ZM31 86V85H30ZM98 86V85H96ZM102 86V85H101ZM100 86V88H101ZM103 86V87H104ZM109 85H107L106 87H108ZM29 87V86H28ZM35 87V86H34ZM110 87H113L110 86ZM110 87L109 88V91H110ZM117 87V86H116ZM115 87V88H116ZM120 87V86H119ZM124 87V86H123ZM39 88V87H38ZM56 88V87H55ZM55 88H54V91H55ZM87 88V87H86ZM107 88V89H108ZM92 89V88H91ZM28 90V88H27ZM33 90V89H32ZM86 90V89H85ZM96 90V89H95ZM103 89H101L102 91ZM106 89L103 90V94L107 93V91H105ZM113 90V89H112ZM23 91V90H22ZM100 91V90H99ZM105 91V92H104ZM108 91V92H109ZM117 91V89H116ZM29 92V91H28ZM32 92V91H30ZM56 92V91H55ZM92 92V91H91ZM97 92V91H96ZM113 92V91H111ZM23 93V92H22ZM94 93V92H93ZM197 93H199L197 95ZM34 94V93H32ZM91 94V93H90ZM100 94V93H99ZM103 94L101 93L102 97H103ZM109 94V93H107ZM193 98L195 96L200 97V99L196 98L197 101L196 103L198 104L199 100L206 106H210L212 105V107H214V104L213 102H215V105L218 101V99L216 97H219V100H221L222 102H225L223 101L222 99L224 98V94H230L231 97H233L235 100L231 99L230 101L232 102V105H235L233 106L234 109L237 108V109H240L242 110V113L243 111H247L249 112L250 109H251V116L253 115V117H249L250 119H246V115L245 114V118L242 120L241 118L239 119V115L241 116L242 113L240 114H236L238 111L241 112L240 110H237L236 111L234 109H232L233 111V117L232 116H227V115H231L229 114V112L225 111V106H224V114L226 115V113H228L226 116L228 118H230L229 121H231V124H227L228 127H225L228 128V133H224V129H216V128H212L211 130L208 129V131H210L209 133L212 134V136L214 134H221V136H217L214 137L215 139L217 138L218 141L220 140L218 137H222V134L224 133L225 134V141L223 140V138L221 140H223V144L225 143L227 145V153L225 154V147H223L222 151H224V155L221 154L223 153L222 151L220 152V147H221V144L220 145H217L216 147V143L214 140V146H211L212 147H216V153L214 152V150H210V145H209V142L210 140L214 139V138H207L209 136L204 135L203 134V131L200 130V133H198L200 136H202L201 138H203L204 136H206V140H201L200 139V136H197L195 133L193 135L197 136L195 137V139H193V141H191L192 139H185L183 140V138L186 136H190V134L187 135V133H193L195 131V127L200 123H202V119H200L201 121H197L196 122H199L197 123V125H193L195 121L192 122V120H194L195 118H192L191 120V116H189L187 114V112L189 113V110L192 108H195L196 107H199L197 104H195L193 102L189 103V104H195L193 105L194 107H190L189 110L186 108V106L188 105V102L190 97L192 98L191 95H193ZM106 95V94H105ZM104 95V96H105ZM113 95V94H112ZM116 95V94H115ZM223 95V96H222ZM22 96V95H21ZM33 96V95H32ZM98 96V95H97ZM223 98H222V97ZM226 96V97H228ZM2 97V96H1ZM6 97V96H5ZM35 98V96H33ZM96 97V96H95ZM112 97V96H111ZM222 99H221V98ZM225 97V100L227 101V98ZM12 98V97H11ZM14 98V97H13ZM100 98V96H99ZM113 98V97H112ZM7 99V98H6ZM22 99V98H21ZM105 99V98H104ZM195 99V98H194ZM217 101H216V100ZM107 100V99H106ZM117 100V99H116ZM229 100V99H228ZM26 101V100H25ZM109 101V100H108ZM121 101V100H120ZM188 101V102H187ZM235 101V103L237 102L238 103V106L236 104H234L233 102ZM20 102V101H18ZM114 102V101H113ZM112 102V103H113ZM128 102V104L126 103ZM184 102H187L184 104ZM120 103V102H119ZM118 103V104H119ZM200 103V102H199ZM202 103H200L199 105H203ZM225 103H230L229 101L228 102H225ZM7 104V103H6ZM20 104V103H19ZM64 104V103H63ZM116 105V104H115ZM121 105V104H120ZM149 107H146L148 106ZM183 105H185V108L186 110L188 111H181L179 110V112L181 111V117H179L180 115H177L176 113L178 112L177 109L179 108H183ZM197 105V106H196ZM203 105V107H205ZM231 103L229 105H227V110H229V107H230V110H231ZM122 106V105H121ZM196 106V107H195ZM221 106H223V104L221 103L220 105H218V107H214L215 110L216 109H219ZM237 106V107H236ZM164 107H166L164 109ZM188 107V106H187ZM209 107L206 106V108L208 110H211ZM20 108V107H19ZM142 108H151V112H148L149 110L148 109H145V110H148L146 111L145 113H141V109ZM183 108V109H185ZM8 109V108H7ZM38 109V108H37ZM161 109L160 112L159 110ZM205 109V108H203ZM222 108H220L221 110ZM18 110V109H17ZM88 110V109H87ZM91 110V109H90ZM191 110V112H192ZM199 109H196L195 111L197 112ZM202 110V109H200ZM200 110L198 112H200ZM259 110V111H258ZM73 110L70 109V111L68 109H66L65 106H63L61 104V106L59 107V110H58V113L59 114V118L60 120H62V122L66 125H71L73 124L76 128L75 129H78L76 123H78V121L75 120V113L73 114L72 113ZM203 111V110H202ZM223 111L221 112L223 114ZM76 112V111H74ZM144 112V111H143ZM182 112H186L187 116H189L190 120L186 119V123H184L182 119H184L186 117V114H182ZM208 115H206V117L208 116L209 119H211V114H209L210 111H207ZM214 112V111H213ZM84 113V112H83ZM164 113H165V117H164ZM205 113V112H204ZM203 113V114H204ZM212 113V112H210ZM215 114L216 113H219L218 111L217 112H214ZM213 113V114H214ZM232 113V112H230ZM222 114H220V116H222ZM250 114V113H249ZM15 115V114H14ZM77 115H81V114H77ZM83 115V114H82ZM177 117H176V116ZM192 115L194 116H198L196 115V113L192 112ZM238 115V119H234L236 116ZM161 116H163L167 122H170L171 124V127H177L178 129L181 130L184 129L187 133H183L184 136H179V138L177 136L172 137L173 140L175 139L176 141L180 138H182V140H179L178 142H184V146L181 145V150L182 148H184V151H185V148H188L190 151H188V149L184 152V151H181L180 148L179 150L182 152V153H179V150L178 148H175L178 150L177 154H176V151H171L168 150L170 147H167V144H164L163 143L165 141H163V139L168 135V134H165V131L166 130V127H169L167 126V124H162L163 127H161V123H159L158 121L156 120H160V118H162ZM175 116V117H173ZM200 116V115H199ZM205 116V114H204ZM211 116V117H209ZM215 116H218V114L214 115L213 117ZM220 116H218L219 118H221ZM244 116V114L242 115ZM58 117V116H57ZM92 117V116H91ZM111 117V116H110ZM160 117V118H159ZM212 119H216L217 118H213ZM224 117V115H223ZM226 117V119H227ZM102 118V116H101ZM176 118V119H175ZM187 118V117H186ZM204 118V117H202ZM218 118V119H219ZM58 119V120H59ZM77 119V118H76ZM80 119V118H79ZM91 119V118H90ZM98 119V118H97ZM106 119V118H105ZM123 119V120H122ZM168 119V120H167ZM223 119V118H221ZM220 119V120H221ZM78 120V119H77ZM94 120V119H93ZM100 120V119H99ZM110 120V119H108ZM107 120V121H108ZM204 121L205 120H208L206 118L203 119ZM85 121V120H84ZM111 121V120H110ZM108 121V122H110ZM189 121V122H188ZM210 121V120H208ZM226 122L227 120H221L222 123ZM98 122V121H97ZM102 122V120L100 121ZM100 122H98L100 124ZM158 122V124H157ZM195 122V124H196ZM219 123H221L219 120L217 121ZM82 123V121H81ZM97 123V124H98ZM104 123V122H103ZM180 123V124H178ZM208 123V122H207ZM213 122H211L212 124ZM219 123H216L218 124L220 127L219 128H222L221 127V124ZM228 123V121H227ZM230 123V122H229ZM77 126H76V125ZM106 125L104 127H106L107 125L109 126V124L105 123ZM157 124V125H155ZM160 124V125H159ZM168 124V125H170ZM173 124V126H172ZM178 124V125H177ZM185 124V126H184ZM199 124V125H200ZM206 124V122H203L201 125H203V128H205L204 125ZM210 124V123H209ZM207 124V126L209 125ZM210 124V125H211ZM88 125V124H86ZM94 125V124H92ZM110 125H111V122H110ZM192 125V126H191ZM209 125V126H210ZM225 125V124H223ZM67 127V126H66ZM109 127V128H110ZM171 127H169V129H172ZM198 127V126H197ZM218 127V126H217ZM224 127V126H223ZM84 130L87 132V127L85 125H83ZM81 128V130H82ZM89 128V127H88ZM101 128V127H100ZM174 128V130H175ZM176 128V129H177ZM201 128V127H200ZM74 129V128H73ZM80 129V128H79ZM165 129V130H164ZM102 130V129H101ZM108 130V128H107ZM168 130V128H167ZM172 129V131H174ZM184 130H181V132H183ZM199 130V129H198ZM197 130V131H198ZM220 130V131H219ZM222 130V131H221ZM227 130V129H226ZM261 130V131H260ZM83 131V130H82ZM98 131V130H97ZM109 131V130H108ZM161 131V134H159ZM169 131V130H168ZM171 130L169 131L172 132ZM179 131V130H178ZM178 131H176V134H181L182 133H179ZM184 131V132H185ZM207 131V132H208ZM213 131V132H212ZM113 132V131H111ZM178 132V133H177ZM202 132V133H201ZM205 132H206V129H205ZM221 132V133H220ZM223 132V133H222ZM80 133V132H79ZM168 133V132H167ZM191 133V135H192ZM87 134V133H86ZM160 136H159V135ZM175 134V131L174 133L172 132V134H169L168 137L169 139L171 138V136H174ZM204 136H203V135ZM231 134V135H230ZM83 135V134H82ZM166 135V136H164ZM101 136H102V139L104 140V142H107L108 145H114L116 144V141L117 140H112L113 138L112 135H110V132L107 133V131H101ZM104 136V138H103ZM108 136V137H106ZM211 136V137H212ZM12 137V136H11ZM168 137H166L168 139ZM177 137V138H176ZM117 138V137H116ZM120 138H118L120 140ZM165 138V139H166ZM171 138V139H172ZM204 138V139H205ZM251 141H249L250 139ZM254 140H253V139ZM3 139V138H1ZM67 139H70L67 138ZM209 139V141H208ZM249 139V140H248ZM257 139V138H256ZM260 139V138H259ZM118 140V141H119ZM174 140V141H175ZM220 140V141H221ZM1 141V140H0ZM71 141V142H70ZM70 141L68 140L67 143H69V146H72V147H78L80 143H78L77 140H75L73 138L70 139ZM172 142V140H169L166 142H169L171 143V145H168L169 146H172V145H176L174 144L175 142ZM190 141V142H189ZM208 143H206V142ZM212 141V142H213ZM217 141V142H218ZM219 141V142H220ZM254 141V142H253ZM257 141V140H256ZM65 142V141H64ZM83 142V141H81ZM104 142L101 143V145H107L105 144ZM2 146V142H0ZM67 143H64V144H67ZM104 143V144H103ZM186 143V144H185ZM197 145V148L200 147L206 143L208 144V146H205L204 148H206L207 150H210L211 152H213L211 155L209 153V151H204L202 152V150L204 148H198L199 150H197L199 154L200 152V155H196V153H193L194 151H192L194 149V145L195 144ZM203 143V144H202ZM216 143V144H215ZM257 143V142H256ZM202 144V145H201ZM222 144V146H223ZM260 144V142H259ZM76 145V146H75ZM78 145V146H77ZM81 145V144H80ZM83 145V144H82ZM100 145V146H101ZM107 145V146H108ZM110 145V146H111ZM166 145V146H165ZM261 145V144H260ZM259 145V146H260ZM5 146V145H4ZM65 147H63V144H62V147L63 149L64 148H67V150L71 147H69L68 145H64ZM84 146V145H83ZM89 146V145H88ZM219 146V147H218ZM225 146V145H224ZM7 147V146H6ZM80 147V146H79ZM112 147H115L112 146ZM173 147V146H172ZM177 147V145L175 146ZM203 147V146H202ZM89 150H90V147H88ZM196 148V147H195ZM262 148V146H261ZM264 148V147H263ZM59 149V148H58ZM58 149L56 150V152H58ZM73 148H71L72 150ZM75 149V148H74ZM79 149V148H78ZM102 150L101 147H99L98 150ZM106 146H104L102 152L101 153L100 151V157L104 156L105 158L106 157ZM114 149V148H113ZM117 148H115L116 150ZM173 148V150H175ZM201 149V150H200ZM213 149V148H212ZM215 149V148H214ZM220 149V150H219ZM77 150V149H76ZM219 150V151H218ZM262 150V149H261ZM65 151V150H64ZM63 151L64 154H66L65 152ZM85 151V150H84ZM92 151V150H91ZM108 151V150H107ZM2 152V151H1ZM61 152V151H60ZM68 152V151H67ZM94 152V151H93ZM92 152V153H93ZM105 152V153H104ZM114 153V151H111ZM168 152V153H166ZM169 152H172L174 153L175 152V155L173 154L170 155L169 159H168V155L167 154H170ZM220 152V153H218ZM74 153V152H73ZM72 153V154H73ZM86 153V152H85ZM90 152V154H92ZM202 153V154H201ZM208 153V154H207ZM215 153V154H214ZM218 153V154H217ZM261 154L263 155L264 154V150L263 152H258V154ZM1 154V153H0ZM62 154V153H61ZM61 154H55L56 158L54 157L53 160L55 159L58 163H61L63 168H61V171L60 172V181L58 180L56 183L54 182V184L52 185L51 183V186H50V190H51V194L54 193V195L59 198V199H64L65 198V201L67 199V196L70 197L72 196L73 194H75L77 191H79V189L81 188H85L86 189H89L90 186L96 181L92 180L90 178V175H88V173L90 174H93L91 171L87 173V170H91L90 168L87 167V162H89V159H85L83 160L82 164L78 165L76 168H66L65 165H69L70 162H73L76 160V158H74L73 156L71 155H61ZM98 154V153H97ZM103 154V155H102ZM109 154V153H108ZM112 154V153H111ZM110 154V155H111ZM259 154V155H260ZM4 155V154H3ZM116 155V156H118ZM226 155V156H225ZM255 156L256 158L253 159L252 156ZM98 156V155H97ZM96 156V157H97ZM115 156V157H116ZM122 156H121V159H120V162H123V159H122ZM172 156V157H171ZM3 157V156H2ZM100 157L98 159H100ZM103 157V158H104ZM110 157V156H109ZM107 158L108 160V164L110 165V160H112L111 158ZM114 157V158H115ZM264 156H260L259 159H262ZM113 158V159H114ZM171 158V159H170ZM4 159V158H3ZM250 159V160H249ZM1 160V159H0ZM54 160V161H55ZM103 162L105 163V160L101 159L100 162ZM113 161V160H112ZM168 161L169 164H165V165H160L159 163L163 164L164 162ZM253 161V162H254ZM9 162V161H8ZM163 162V163H162ZM171 162V163H170ZM253 162H250V168H252V163ZM7 163V162H6ZM5 163V164H6ZM55 162H53L54 164ZM107 163V161H106ZM167 163V162H166ZM51 164V163H50ZM159 164V166H158ZM260 164H261V161H260ZM7 165V164H6ZM11 165V163H10ZM59 165V164H58ZM120 165V166H118ZM157 165V166H156ZM257 165V163H256ZM4 166V165H3ZM55 166H56V163H55ZM90 166V165H88ZM258 166V165H257ZM0 167L1 164H0ZM5 167V166H4ZM96 167V166H95ZM205 167H209L207 169H204L203 171V168ZM211 167V168H210ZM12 168V167H11ZM92 168V167H91ZM111 168V167H109ZM212 168H215L216 170H213ZM241 168V169H240ZM242 168H244L243 170H245L244 173H248V176L245 177V175H242L243 172H242ZM4 169V168H3ZM6 169V168H5ZM4 169V170H5ZM8 169V168H7ZM49 169V168H48ZM51 169V168H50ZM87 169V170H86ZM212 170L211 172L208 171V170ZM4 170H2L0 168V193L2 192V194H5L4 192L7 193L8 195V192L11 193V191L15 188H13V184H12V190L11 191H6L5 188L8 190V187L5 186L7 183L11 182L9 180H11V176L13 175H10L9 171H8V174L6 172H4ZM57 170V168L55 169ZM127 170V171H125ZM241 170V171H240ZM260 170V168H259ZM12 171V170H11ZM110 171V170H108ZM116 171V172H115ZM52 172V171H51ZM111 172V171H110ZM126 172V173H125ZM228 172V173H229ZM260 173V171H258ZM87 173V174H86ZM96 175L99 174V172H95ZM94 173V174H95ZM105 173V171L103 172V174ZM210 173V175H209ZM6 174V175H5ZM93 174V175H94ZM100 174H102V172H100ZM99 174V175H100ZM108 177V179H101L103 177L100 178V181L102 180H105L103 181V183H101L102 185H100V181H97L99 182V185L103 188V184H106L104 182H106L107 180L109 181L108 183L110 184V180L113 181L112 179H110V176L111 175L107 173V170H106V173ZM104 174V175H105ZM215 174V173H214ZM235 174V175H234ZM7 175H10V179H8V176ZM95 175V178L97 177ZM113 175H112V178H113ZM247 175V174H246ZM257 177H258V173L256 174ZM89 179H91V181L89 180V184L92 182L91 185H87L85 187H82L83 186V183L88 181L86 178L87 177ZM103 176V175H101ZM119 176V177H117ZM260 176V175H259ZM56 177V176H55ZM100 176H98V179H99ZM161 177V178H160ZM218 177V176H217ZM217 177H214L215 179ZM218 177V179L220 178ZM229 177V176H228ZM252 177L250 176L251 178V181H255V180H258V178L256 177V179L252 180ZM58 178V177H57ZM67 179L69 180L68 183L63 185V183H61V179ZM93 178V177H92ZM104 178H107L106 176ZM129 178V180L131 179V181L127 182V183H124L123 181H126V179ZM163 178V179H162ZM223 178L226 180V179H229L225 178V175H223ZM239 178V181L237 180ZM245 178V179H243ZM255 178V177H254ZM18 179V178H17ZM94 179V178H93ZM110 179V180H109ZM114 179V178H113ZM155 179V181H156ZM222 179V177H221ZM220 179V180H221ZM240 179H242L240 181ZM260 179V178H259ZM115 180V179H114ZM160 180V183H162V181ZM218 180V181H220ZM230 180V179H229ZM249 180V179H248ZM246 180L248 183H251V181H248ZM8 181V182H7ZM153 181V180H152ZM153 181V183L155 182ZM18 182V181H17ZM85 182V183H86ZM209 182V181H208ZM223 185V183H226L225 181L222 182L220 181ZM230 182V181H229ZM234 182V183H236ZM247 182L245 183L247 185ZM257 182V181H256ZM13 183V182H12ZM84 183V184H85ZM96 183V182H95ZM107 183V184H108ZM156 183V182H155ZM162 183V184H163ZM169 183V181L167 182ZM214 183V182H213ZM228 183V182H227ZM226 183V184H227ZM259 183V182H258ZM17 184H20V183H17ZM49 184V183H48ZM47 184V185H48ZM65 187V188H63ZM98 184V183H97ZM108 184V186H109ZM122 184V185H123ZM201 184V183H200ZM209 184V183H208ZM217 184V183H216ZM224 184L225 186L224 187H227V185ZM229 184V183H228ZM237 184V183H236ZM244 184V183H242ZM253 184V183H252ZM8 185V184H7ZM95 185V184H93ZM98 185V186H99ZM111 185V184H110ZM114 185V183H113ZM117 185V187H118ZM121 185V186H122ZM158 184L156 183L155 186H157ZM170 185V188L171 185L173 184H169ZM168 184L164 185L163 188L161 189H166V187L169 186ZM232 185V183H231ZM258 185V184H257ZM10 186V185H9ZM49 186V185H48ZM81 186V187H80ZM88 186V188H86ZM97 186V185H96ZM95 186V187H96ZM97 186V187H98ZM105 186V185H104ZM107 186V185H106ZM107 186V187H108ZM119 186V188L121 187ZM160 186V185H158ZM202 186V185H201ZM229 186V185H228ZM93 187V186H92ZM92 187H91V191H92ZM123 187V188H124ZM154 187V186H153ZM198 187H200L198 189ZM213 187V186H212ZM212 187H209L210 189ZM220 187V185H219ZM232 186H230L229 188H231ZM234 187V190H235V187L236 189L238 190L239 188H237L238 186H235V184L233 185ZM243 187V186H242ZM94 188V187H93ZM99 188V187H98ZM97 190H104V189H98ZM109 188H111L109 186ZM109 188H106V189H109ZM122 188V187H121ZM169 188V187H168ZM167 188V189H168ZM173 188V190H174ZM204 189H202L203 191L206 190L205 189V186L203 187ZM208 188V187H207ZM207 189L206 192H202L204 194H206L207 192L209 193V190L210 189ZM214 188V187H213ZM212 188V189H213ZM229 188H228V191H229ZM247 188V187H246ZM246 188L244 187L241 188L242 190H246ZM17 189V188H16ZM96 188L93 189V191L95 190ZM160 189V190H161ZM166 189V190H167ZM181 189V190H180ZM212 189L210 190V192L212 191ZM217 189V188H216ZM216 189H213L214 191ZM240 189V190H241ZM2 190H5L4 192ZM10 190V189H9ZM19 190V189H17ZM84 192H88L89 190L85 191ZM96 190V191H97ZM124 190V189H123ZM165 190V191H166ZM170 190V189H169ZM169 190L167 192H169ZM201 190V189H200ZM220 189H218L219 191ZM232 192V189H230ZM233 190V191H234ZM239 190V192H240ZM83 191V189H82ZM106 192H108L107 190H105ZM105 191L103 193H105ZM125 191V190H124ZM127 191V192H129ZM165 191H162L163 193H165ZM183 191V192H184ZM236 191V190H235ZM253 191V190H252ZM252 191H250L249 189H247L245 192L242 191V193H245L244 195H252ZM13 192V191H12ZM81 191H79L80 193ZM131 192L129 193V195L131 194ZM159 192V191H158ZM213 192V191H212ZM223 192V191H222ZM225 192V191H224ZM237 192V191H236ZM257 192V191H256ZM259 192V191H258ZM9 193V194H10ZM14 193V192H13ZM12 193V194H13ZM19 193V192H18ZM78 193V194H79ZM215 195H216V191L214 192ZM212 193V194H214ZM235 193V192H234ZM238 193V192H237ZM250 193V194H249ZM252 193V194H251ZM16 194V193H15ZM70 194V195H68ZM83 194V193H82ZM203 194V195H204ZM233 195V193H230ZM14 195V194H13ZM6 196V194H5ZM4 195L1 196L0 194V232L1 230L3 231L6 230L5 232L7 233V241L8 244L10 243H13L11 247L12 248V251L14 252L13 254H15V259H18V261H22L21 264H40L39 261L40 260H35V258L32 257L31 254H29V256L27 257H21L22 254H20V251H22V249H20V245H21V241H26V243H28V247L30 249L36 247V241L39 240V234L40 235V239L42 236H45L42 235L43 233L41 232H38L36 235H37V239H34L35 237V228L36 226L40 225L42 223V225H40L41 227L43 226V223L42 220L44 217L40 216L39 218H35V219H31L29 222L28 221H24L23 217H22V220H21V217L20 215H18V213H20L18 210L19 209H15L13 208L14 206L11 205H5L4 207L1 206L2 204L6 203V201H4L3 198H5ZM18 196V195H17ZM190 196V195H189ZM205 196V195H204ZM234 196V195H233ZM80 197V195H79ZM201 198H203V196L201 195L200 196ZM206 197H209V196H206ZM204 197V198H206ZM248 197V196H247ZM23 198V197H22ZM20 198V199H22ZM51 198V197H50ZM190 198V197H189ZM194 198V197H193ZM211 198V197H210ZM213 198V197H212ZM44 199V198H43ZM48 199V198H47ZM70 199H72L70 197ZM76 199V198H75ZM188 199V198H187ZM14 200V199H13ZM205 200V199H204ZM207 200H210L209 198ZM227 200V199H226ZM243 200V199H242ZM4 201V202H3ZM16 201V200H15ZM14 201V202H15ZM24 201V200H23ZM237 201V200H236ZM235 201V202H236ZM47 202V201H46ZM53 202V201H52ZM239 202V201H238ZM22 205L20 207V209L22 208L24 211H26L25 208V204H23V202H21ZM42 203V202H41ZM56 203V202H55ZM75 203V201H74ZM77 203V202H76ZM210 205L212 204L213 205H217L218 202L216 201H213V200H210L208 202ZM221 203V202H220ZM241 203V202H240ZM238 203V204H240ZM7 204V203H6ZM10 204V203H8ZM53 204V203H52ZM80 204V203H78ZM14 205H16L14 203ZM28 205V204H27ZM34 205V204H33ZM43 205V203H42ZM72 200L70 203H68V205L66 204L65 206H63L61 209H63L64 211V207L66 208L65 210L67 212H64V213H69V214H66V218H68V216H72V218L75 217V213L79 214L78 212L80 211L81 212V209L82 207L79 209H76L75 207L77 205H75L74 209L72 207ZM252 205V204H251ZM13 206V207H12ZM60 206V205H59ZM249 206V205H248ZM246 206L247 208H243V210H246L245 212L248 211L251 212V214L253 213L254 216H256V214L258 213L259 214V211L256 209H252V206L251 207H248ZM29 207V206H28ZM41 207V206H40ZM52 207V206H51ZM98 207V206H97ZM97 207H93L94 210L96 211ZM201 207V206H200ZM236 207V206H234ZM233 207V208H234ZM239 207V206H238ZM237 207V208H238ZM18 208V207H17ZM42 208V207H41ZM78 208V207H77ZM204 208V207H203ZM241 208V207H239ZM241 208V209H242ZM28 209V208H27ZM39 209V208H38ZM53 210V209H52ZM75 210V212H74ZM83 210V209H82ZM88 210V209H86ZM101 210V209H100ZM61 211V210H60ZM78 211V212H77ZM84 211V210H83ZM98 211V210H97ZM96 211V212H97ZM217 211V210H216ZM32 212V211H31ZM55 212V211H54ZM24 213V212H23ZM46 213V212H45ZM53 213V212H52ZM60 213V212H59ZM88 213V212H87ZM90 213V212H89ZM88 213V214H89ZM93 213V212H92ZM100 213V212H99ZM189 213V212H188ZM82 214V213H80ZM85 214V213H83ZM82 214V216H83ZM250 214V213H249ZM250 214V215H251ZM262 215V213H260ZM43 215V214H42ZM65 215V214H63ZM68 215V216H67ZM91 215V213L89 214ZM94 215H96L94 213ZM44 216V215H43ZM46 216V215H45ZM61 216H62V213H61ZM60 216V217H61ZM76 216H79V215H76ZM81 216V217H82ZM93 216V215H91ZM91 216H89L91 218ZM117 216V215H116ZM257 216H260V215H257ZM80 217V218H81ZM88 216L86 215V218ZM88 217V221L91 220L89 219ZM96 216H93L92 218H95ZM124 217V216H123ZM25 219H27L26 217H24ZM46 218V217H45ZM71 217H69L70 219ZM116 218V217H115ZM47 219V218H46ZM58 219V218H57ZM62 219V218H61ZM65 219V218H64ZM82 219V218H81ZM85 219V217L83 218ZM104 219V218H103ZM228 219V218H227ZM11 220V222H13V226H7V228H9L7 230V228H5V223L9 222ZM51 220H52V217H51ZM87 221V219H85ZM84 220V221H85ZM97 221V219H94ZM44 221V220H43ZM50 221V220H49ZM59 221V219H58ZM66 221V220H65ZM95 221V222H96ZM107 221V220H106ZM109 222L111 220H108ZM126 221V220H125ZM160 221V220H159ZM162 221V220H161ZM164 221V219H163ZM41 222V223H40ZM46 222H48V220L45 221V224H47ZM53 222V221H52ZM51 222V223H52ZM55 222V221H54ZM67 222V221H66ZM93 222V220L91 221ZM103 222V221H102ZM107 222V224L109 223ZM137 222V221H136ZM56 223V222H55ZM62 223L61 221L60 222H57L58 226L59 224ZM84 223V222H82ZM106 223V222H104ZM113 223V222H111ZM8 225V223L6 224ZM53 225V224H51ZM110 225V224H109ZM246 225V224H245ZM56 226V224H55ZM40 227V228H41ZM81 227V226H80ZM79 227V228H80ZM151 227V226H150ZM39 228V227H37ZM44 227H42L43 229ZM57 228V227H56ZM60 228V226H59ZM155 228V227H154ZM82 229V228H81ZM138 229V228H137ZM145 229V228H144ZM59 230V229H58ZM64 230V229H63ZM129 230V229H128ZM131 230V229H130ZM115 231L117 232H114V233H118V234H114L113 233V236L112 238L116 237L119 239V242H121L122 240H120L119 237H121V235H119V232H118V229ZM120 231V230H119ZM122 231V230H121ZM243 231V230H242ZM53 232V231H52ZM56 232V230L54 231V233ZM60 233H63L62 231H59ZM49 233V232H48ZM47 233V234H48ZM84 233H87V232H84ZM121 233V232H120ZM264 232H262L263 234ZM3 234V233H2ZM67 234V232L65 233ZM54 235V234H53ZM62 235V234H61ZM68 235V234H67ZM82 235V234H81ZM81 235L78 234V237L77 239H73V246H77V244H81ZM84 235V234H83ZM88 237V233L86 234ZM115 235V236H114ZM132 235V234H131ZM242 235V234H241ZM245 235V234H244ZM253 235H254V232H253ZM1 236V235H0ZM3 236V235H2ZM1 236V237H2ZM57 236V235H56ZM63 236V235H62ZM94 236V235H93ZM235 236V235H234ZM264 236V234H263ZM67 236L64 235V238L65 239ZM131 237V236H130ZM149 237V236H148ZM247 237V236H246ZM252 237V236H251ZM36 238V237H35ZM50 238V237H49ZM49 238H48V241L49 242ZM51 238H54L51 237ZM116 238H115V243H116ZM235 238V237H234ZM44 239V238H43ZM59 239V238H58ZM62 238H60L58 240V242L61 240H63ZM83 239V238H82ZM89 239V238H88ZM240 239H243V238H240ZM248 239V238H247ZM250 239V238H249ZM5 240V239H4ZM3 240V241H4ZM36 240V241H35ZM45 240V239H44ZM55 240V239H54ZM57 240V239H56ZM70 240V239H69ZM114 240V239H113ZM2 241V238L1 240ZM2 241V242H3ZM6 241V240H5ZM42 241V239L40 240ZM87 242V240H85ZM91 241V240H90ZM111 241V240H110ZM109 241V242H110ZM39 242V241H38ZM37 242V243H38ZM44 243V241H42ZM52 243V241H50ZM56 243V241H54ZM113 242V241H112ZM7 243V242H5ZM24 243V242H23ZM47 243V247L49 248V246L51 245ZM54 243V245H55ZM61 243V242H60ZM90 243V242H89ZM114 243V244H115ZM3 244V243H2ZM25 244V243H24ZM53 244V243H52ZM120 243H118L119 245ZM5 245V244H4ZM11 245V244H10ZM9 245V246H10ZM41 245V244H40ZM45 245V244H44ZM57 245V248H58V243H56ZM121 245V244H120ZM119 245V246H120ZM38 246V245H37ZM43 246V245H41ZM72 246V247H73ZM80 246V245H79ZM86 246V244H85ZM5 247V246H4ZM10 247V248H11ZM27 247V248H28ZM45 246H43V249H46ZM71 247V246H70ZM81 247V246H80ZM26 248V247H25ZM37 248V247H36ZM40 248V247H39ZM47 248V249H48ZM52 248V247H51ZM56 248V247H55ZM67 248V247H66ZM87 248V246H86ZM122 248V247H121ZM7 249V248H6ZM33 249V250H34ZM54 249V247H53ZM53 249L49 250V251H52L53 252ZM60 249V248H58ZM124 249V248H123ZM5 250V249H4ZM24 250V249H23ZM46 250V251H48ZM62 250V249H61ZM70 250V249H69ZM69 250L64 252L66 253L65 254V258H66V261H62L63 264H75L76 263V256L77 255V252H73L71 254V256H69ZM86 250V249H85ZM121 250V249H120ZM11 249L9 250V252L7 253H10ZM27 251V250H26ZM44 251V250H43ZM45 251V252H46ZM49 251L46 252V255L47 253L49 254ZM123 251V250H122ZM3 252V249L0 248V253ZM6 252V251H5ZM44 252V254H45ZM52 252H50L51 254H49L50 256L53 254ZM119 252V251H118ZM6 253V254H7ZM27 253V252H26ZM34 253V252H33ZM85 253V251H84ZM196 253V252H195ZM251 253V252H250ZM3 254V253H2ZM4 255V256H8V255ZM137 254V253H136ZM60 255V254H59ZM10 256V255H9ZM1 257L0 255V263L2 264V259L5 258V261L7 259L8 261V258L10 257ZM62 256V255H61ZM81 256V255H80ZM85 256H86V259L88 260L87 262L88 263H92L93 260H92V255L90 254H86L85 253ZM119 257H116V259L118 260V262H120L119 264H131L130 262L128 263L126 261L125 256H121V255H118ZM121 256V257H120ZM128 256V255H127ZM253 256V255H252ZM52 257V256H51ZM47 257L45 258V262H43V264H51V260L54 259L53 257ZM58 257V256H57ZM55 257V260L54 261V264H57V260L58 258ZM63 257V256H62ZM263 257V256H262ZM2 258V259H1ZM13 258V257H11ZM59 258H61L59 256ZM64 258V257H63ZM127 258V257H126ZM250 258V257H249ZM57 259V260H56ZM97 259V258H96ZM94 259V261L96 260ZM115 259V258H114ZM115 259V260H116ZM120 259V261H119ZM125 259V260H124ZM139 259V258H138ZM144 259V258H143ZM10 260V259H9ZM62 260V259H61ZM98 260V259H97ZM96 260V261H97ZM113 260V258H112ZM116 260V261H117ZM130 260V259H129ZM140 260V259H139ZM153 260V259H152ZM6 261V262H7ZM11 261V260H10ZM40 261V262H41ZM56 261V262H55ZM78 261V259H77ZM96 261L94 263H96ZM133 261V260H132ZM141 261V260H140ZM139 261V262H140ZM17 262V261H16ZM41 262V263H42ZM60 261V263H62ZM105 262V261H104ZM103 262V264H104ZM114 263V261H110L109 264L111 263ZM213 262V261H212ZM216 262V261H215ZM11 263V262H10ZM112 263V264H113ZM116 264H118L117 262H115ZM201 263V262H200ZM203 263V262H202ZM7 264V263H6ZM11 264H17L15 263V260H14V263H11ZM53 264V263H52ZM83 264V263H82ZM96 264H99L96 263ZM100 264H102V262L100 261ZM106 264V263H105ZM108 264V262H107ZM137 264V263H136ZM146 264V263H145Z\"/></svg>",
    "mask_w": 264,
    "mask_h": 264
}]
</instances>
